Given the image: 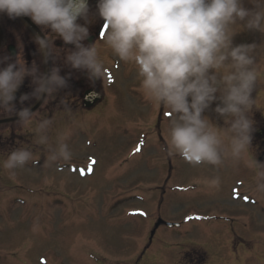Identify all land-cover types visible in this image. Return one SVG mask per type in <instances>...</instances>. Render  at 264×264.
I'll return each instance as SVG.
<instances>
[{
    "label": "rangeland",
    "instance_id": "rangeland-1",
    "mask_svg": "<svg viewBox=\"0 0 264 264\" xmlns=\"http://www.w3.org/2000/svg\"><path fill=\"white\" fill-rule=\"evenodd\" d=\"M91 5L88 21L93 26L102 18H94L98 4ZM242 6L258 10L253 0H242ZM0 14L17 55L21 43L24 50L31 45L34 51L28 58L23 50V58L28 67L35 64L44 73L43 54L30 32L17 18ZM238 24L233 46L255 44L259 64L264 60V32L248 29L245 21ZM41 28L60 50L52 57V67L61 69L67 86L46 98L28 127L19 121L0 125V264H264V193L256 191L254 164L264 165V94L250 114L253 129L247 153L239 159L225 157L220 165H192L168 154L172 116L163 115L165 108L145 95L134 62L120 61L102 39L90 42L97 43L116 79L109 83L89 78L77 90L71 80L85 71L65 63L74 45ZM4 56H9L5 48L0 51V58ZM19 88L13 111L0 110V117L17 115L37 100L20 102L22 95L34 91L32 77ZM88 88L100 89L105 96L93 108L84 105ZM262 88L258 83L253 99ZM217 103L204 116L226 128L224 118L214 111ZM45 118L52 120L48 145L62 139L71 151L70 160L45 164L47 145H38L35 136L37 122ZM222 139L227 145L228 134ZM138 142H143L142 150L131 154ZM20 147L33 151V161L5 169L7 155ZM92 157L98 161L94 174L80 178L69 172L71 165L86 168ZM179 185L195 188L186 192ZM234 192L250 198L234 200ZM192 213L203 218L186 220Z\"/></svg>",
    "mask_w": 264,
    "mask_h": 264
},
{
    "label": "clouds",
    "instance_id": "clouds-1",
    "mask_svg": "<svg viewBox=\"0 0 264 264\" xmlns=\"http://www.w3.org/2000/svg\"><path fill=\"white\" fill-rule=\"evenodd\" d=\"M257 11L242 6V0H98V14L104 20L102 42L120 61L134 62L145 95L155 106H163L169 121V155H179L192 165H220L225 157L239 159L252 142L251 113L258 108L253 99L257 84H264V60L255 59L256 45L233 46V36L240 31L238 21L248 29L264 32V0H253ZM0 13L10 18L28 16L39 26L50 29L65 44L74 45L65 56L73 69L85 71L90 79H105L108 71L99 55L97 43H83L89 28L78 21L89 19L88 0H0ZM45 62L59 53L52 35L34 37ZM12 62L0 59V110L11 113L16 92L26 77L35 85L31 94L20 97L51 98L67 86L59 67L41 73L23 58V44ZM219 94V95H217ZM217 103L214 111L223 117L226 128L217 127L205 111ZM26 128L35 113L23 108L17 113ZM52 123L37 122L36 143L47 145L46 162L68 161L71 151L58 139L48 145L47 131ZM228 134L225 145L222 136ZM34 153L20 147L7 155L3 167L14 170L33 161ZM256 191L264 193V165L254 162Z\"/></svg>",
    "mask_w": 264,
    "mask_h": 264
},
{
    "label": "water",
    "instance_id": "water-1",
    "mask_svg": "<svg viewBox=\"0 0 264 264\" xmlns=\"http://www.w3.org/2000/svg\"><path fill=\"white\" fill-rule=\"evenodd\" d=\"M21 18L29 25L31 26L40 36L43 37V34L41 33V31L34 25V23L31 21V19L28 16H21ZM4 41V34H3V29L0 25V46L2 45ZM10 51L12 52V55H15V48L14 47H10ZM51 69V59L49 58L48 61L46 62V73L49 72V70ZM87 97H89L88 99H86L85 105L86 106H92L93 104L96 103V101L98 99H100L101 95L96 94L95 97L90 98V96L88 95ZM45 97H42L41 99H39V101L31 108V111L34 112L38 106L42 103V101L44 100ZM15 120H19V117H14V118H10V119H6V120H0L1 122H8V121H15Z\"/></svg>",
    "mask_w": 264,
    "mask_h": 264
},
{
    "label": "flooded vegetation",
    "instance_id": "flooded-vegetation-1",
    "mask_svg": "<svg viewBox=\"0 0 264 264\" xmlns=\"http://www.w3.org/2000/svg\"><path fill=\"white\" fill-rule=\"evenodd\" d=\"M91 4H98V0H89L88 1V6L89 7H92L93 5H91ZM90 9V8H89ZM98 12H95V14H97ZM97 16H99V14H97L94 18H96L97 19ZM100 18V17H99ZM99 20V19H98ZM79 23H81V24H86V26L89 28V27H91V29H92V32H91V35H89V37H96V34H98V31H97V28H98V26H99V22L97 23V22H95L94 24H93V26H92V23H89V21H85L83 18H81L79 21H78ZM98 25V26H97ZM30 33V35H31V37H33L34 36V34H33V32H31V31H29ZM88 37V38H89ZM23 38H24V36H23ZM24 40H25V38H24ZM6 49V48H5ZM27 49V51H26V54H27V56H28V58L30 57V53H29V51L31 50L29 47L28 48H26ZM1 51V50H0ZM15 58V57H14ZM1 59V58H0ZM84 74V76H82L84 79L82 80L81 79V83L83 84L84 82L85 83H87V80L89 79V77H88V74L85 72V73H83ZM91 82V80L89 81V83ZM90 85V87H92V83L91 84H89ZM95 85V84H94ZM80 87H78V89H79ZM77 89V90H78ZM17 92H19V91H17ZM16 92V93H17ZM3 144V143H2ZM1 144V145H2Z\"/></svg>",
    "mask_w": 264,
    "mask_h": 264
},
{
    "label": "bare ground",
    "instance_id": "bare-ground-1",
    "mask_svg": "<svg viewBox=\"0 0 264 264\" xmlns=\"http://www.w3.org/2000/svg\"><path fill=\"white\" fill-rule=\"evenodd\" d=\"M260 94H264V88H262V90L260 91ZM94 174V173H93ZM241 258H240V261H242V262H244V257L242 256V254H241V256H240ZM236 260V259H235ZM239 262V261H238Z\"/></svg>",
    "mask_w": 264,
    "mask_h": 264
}]
</instances>
